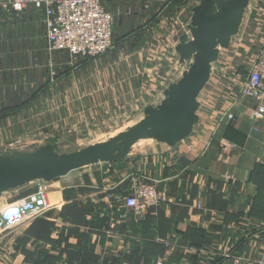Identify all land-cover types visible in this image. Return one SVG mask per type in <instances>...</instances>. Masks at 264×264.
Segmentation results:
<instances>
[{"label":"crops","instance_id":"1","mask_svg":"<svg viewBox=\"0 0 264 264\" xmlns=\"http://www.w3.org/2000/svg\"><path fill=\"white\" fill-rule=\"evenodd\" d=\"M148 1L107 0L112 12L127 13L134 26L127 37H139L133 47L141 49L144 63L152 56L147 48L162 8L155 5L159 17L157 22L151 21ZM260 4L264 5V0ZM29 22L32 27L26 26ZM262 22L243 27L240 42L249 45L254 33L264 31V19ZM236 43L234 39L228 50L231 56ZM100 57H81L78 61L84 67ZM171 62L176 70L181 68L182 63L176 59ZM71 63L67 51L50 50L42 10L31 6L24 13H8L0 7V147L16 138L29 139L30 134L44 132L41 128L58 118L54 115L60 116L55 121L59 132L80 111L100 116L103 110L122 107L120 119L113 113H103L111 119L107 130L137 117L135 124L144 116L145 107L153 103L151 96L160 101L163 98L165 88L156 75L145 85V93L137 89L130 92L127 80L115 82L113 71H108L103 82L96 77L100 71L87 66L80 69V83L87 85L91 72L95 84L81 89L80 95L88 104L76 109L68 104ZM12 65L14 72L10 71ZM141 78L139 75L135 81L137 87ZM17 80V85L38 89L37 94H25L17 102L8 100L9 89L15 92L13 84ZM44 90L59 93L58 104H54L58 113H53L49 104L47 112L40 110L38 93ZM126 91L128 102L125 96L116 97ZM217 96L209 86L203 91L199 123L192 135L176 146L144 138L120 162L84 167L47 182L51 209L10 231H0V264H232L225 256L227 251L246 259L264 253V231H255L252 226L264 224V121L256 125L251 122L246 101H225L219 103L218 110L210 109V101ZM225 108L231 109L236 118L219 123V109ZM83 124L76 134L52 135L44 144L58 143L63 152L82 149L83 140L77 137L83 132ZM130 172L143 175L167 196V202L151 209L143 219L127 212L118 196L110 197L105 192H125ZM35 186L32 183L6 193L0 200V211L33 193Z\"/></svg>","mask_w":264,"mask_h":264},{"label":"built area","instance_id":"2","mask_svg":"<svg viewBox=\"0 0 264 264\" xmlns=\"http://www.w3.org/2000/svg\"><path fill=\"white\" fill-rule=\"evenodd\" d=\"M157 2L162 5L161 12L158 13L160 16L158 30L151 38L147 49L151 48L153 52L150 60H154V63H150L151 66H156L152 73L160 78L163 88L166 89L171 83L177 81L188 67V65L180 64L181 68L176 70L172 67L171 61L176 59L180 62L176 52L180 36L186 33L191 37L189 25L192 12L187 18L183 12L185 5L183 4L175 6L173 11L170 9L168 15L165 16L164 12L169 10L172 0H151L150 4H146V7L149 9ZM198 2L199 0L193 3L192 8ZM31 6L44 13L45 37L50 50L67 51L72 61H77L81 57L102 56L113 49L115 45L113 37L116 18L123 11H119L117 14L112 12L107 7V0H0V7L8 13H24ZM263 9L264 5L260 4V0H251L241 29L246 23H255L257 26L263 24L264 11H261ZM247 15L249 16L247 17ZM258 29L259 27H257ZM235 45L236 51L232 56L228 53L229 49L222 50L218 61L213 64L212 76L207 87H211L219 96L215 97L214 101L209 100L208 107L218 110V105L221 102L236 104L240 100L246 101L249 104V118L256 125L260 121H264L263 29L254 33L249 45L246 46L240 41ZM155 60H159V62L155 63ZM162 69H165L164 72ZM151 97H153V103L150 105H158L161 102L154 101L157 98H154L155 95ZM201 105L200 100V107ZM218 115L219 123L236 118V114L229 108L219 109ZM38 133L36 132L29 139L17 138L13 142L2 145L0 153L4 151H33L50 141L53 135L47 133L42 136ZM127 180L128 187L125 192L115 194L112 189L105 192L110 197L118 196L122 205L128 210L127 212H131L135 218L143 219L151 209L167 202V196L160 192L155 184L148 182L143 175L130 172ZM35 183L36 190L33 193L6 205L0 211V226L4 229L23 225L51 209L47 182L40 180ZM11 210L14 211L10 214ZM127 216V214L123 215L124 218ZM252 226L255 231H264L263 223H253ZM166 244L169 245L170 241H167ZM225 256L230 259L232 264H264V253L251 259H246L230 251H227Z\"/></svg>","mask_w":264,"mask_h":264},{"label":"water","instance_id":"3","mask_svg":"<svg viewBox=\"0 0 264 264\" xmlns=\"http://www.w3.org/2000/svg\"><path fill=\"white\" fill-rule=\"evenodd\" d=\"M250 1L199 0L192 8L191 37L182 34L176 46L180 63L188 67L164 90L161 102L148 105L142 119L127 130L69 152L48 142L33 151L0 153V200L32 182H51L84 167L120 162L144 138L174 147L191 136L200 120L199 97L211 79L213 64L240 33Z\"/></svg>","mask_w":264,"mask_h":264},{"label":"rangeland","instance_id":"4","mask_svg":"<svg viewBox=\"0 0 264 264\" xmlns=\"http://www.w3.org/2000/svg\"><path fill=\"white\" fill-rule=\"evenodd\" d=\"M197 0H187L185 5H184V14L187 18H189V16L191 15V10H192V4L195 3ZM172 8L174 9V2L172 3ZM173 11V10H172ZM171 11V12H172ZM170 10L166 11L165 13H169ZM249 15H247L248 17ZM186 18V20H187ZM117 20V19H116ZM185 23V22H184ZM249 24V23H248ZM247 23L243 26L244 29L246 28V25H248ZM185 25V24H184ZM28 27H32V23L29 22L28 25H26ZM248 27V26H247ZM121 28H117L118 31H120ZM40 30V28H39ZM158 30V29H157ZM243 30V29H242ZM31 32L35 31L32 29ZM39 32V31H38ZM142 33L144 34H148L147 31L144 32L142 31ZM40 36V35H38ZM241 35H238L235 38V42H239ZM42 37V36H40ZM142 37V36H141ZM139 37L137 36H129L125 39H122L120 42H116V45H114L113 49H111L109 52H107L106 54L102 55V57H100L99 60H97V62H92L91 64L88 65H84V67L89 66V69H98L100 71L101 74H96L99 77V79L101 81L104 82V80L107 78L105 75H108L109 72L108 71H113L114 75H115V82H117V80L120 81H126L127 80V85L128 87H130L129 91H133L136 89L138 90V92L140 93H145L146 91V86H145V81L146 79V85L152 81V77H153V70L156 66H151L150 63H154V60H150L151 56L149 55L148 58L146 59L145 63L142 60H145V58L140 59V54L142 51H140L139 49H136V47H133V44L135 43V41L138 39ZM236 46V45H235ZM234 46V48H235ZM152 52L151 48L148 49ZM139 51V52H138ZM149 53V52H148ZM153 59V57H152ZM112 60V61H111ZM155 63H158L159 60H155ZM81 62L77 61H72L70 67L72 69V72H70V80L72 81V88L70 90V94H71V101L68 103L70 104L71 107H75L76 109H79L81 106H86L88 103L86 101L85 96L81 97L80 92L81 89L84 90V87H87L89 89L92 88L95 84L91 79H93V77H90L89 75V80L85 81V84L87 83V85L82 86V84L80 83V75L79 73H81L82 71L80 69L84 68L82 64H80ZM187 65V64H185ZM11 72L15 71V68L13 67V65L11 66ZM113 67V69L111 70V68ZM106 70V71H105ZM165 69H162V72H164ZM139 75H142L141 81H139V86H136V79L139 78ZM148 77V78H147ZM13 79H15L13 77ZM99 80V81H100ZM14 83L17 84V82L15 81ZM60 83V82H59ZM100 85H102V83H99ZM60 85V84H59ZM84 88V89H83ZM83 95V94H82ZM127 91L124 94L122 93H117L118 99H120L121 97H127ZM56 96H59V93H53V92H49V91H41L38 93V101H39V106L41 107V111L47 112L48 110V104H49V109L51 111H53V113H58V107H54V104H58L57 98ZM153 97H150V99ZM37 99V98H36ZM117 99V98H116ZM48 100V101H47ZM47 101V102H46ZM124 101L128 102V97L127 99H125ZM154 101H160L157 98L154 99ZM112 105L115 104V101L111 102ZM121 105H124L121 104ZM124 107V106H123ZM122 107L117 108L116 110L114 109H110V110H103L102 114L100 116L95 115V116H91L88 112H75L73 116V118H71L69 120V122L67 123V125H62L65 126V130H62L60 128V132H59V123L55 122L57 121L60 116L58 115H54L55 118L54 122L52 123H48L46 125H44L41 129H43L44 133H40L38 135H44V134H53V136H61L63 134H65L64 132H66V134H73L75 133L76 129H82V125L80 126L81 122H84V129L83 132L81 133V136H78L77 138L81 140H83L81 147H87L89 145H91L92 143H98V142H104L109 140L110 138L116 136L117 134H119L122 131L127 130L128 128H130L131 126L135 125L134 121L137 119V117H134V121L133 122H125L124 124H121L111 130H107L110 127V123H111V119L110 118H106L105 115H109L108 113H110L113 116H117L120 119V111L119 109ZM74 109V110H76ZM62 109L59 110V112L61 113ZM105 115H104V114ZM73 115V113H72ZM94 117V118H92ZM44 118V117H42ZM41 118V119H42ZM102 118V119H101ZM94 119V120H93ZM102 120H105V122L103 123ZM124 120V119H123ZM94 121V122H92ZM88 122V124L86 125V123ZM109 122V123H108ZM123 123V122H122ZM58 124V125H57ZM108 124V125H107ZM61 126V127H62ZM27 130V129H26ZM33 130V129H30ZM8 132V131H7ZM76 134V133H75ZM35 134H30V136H28V138L32 137ZM17 139V138H16ZM21 139H25V138H21ZM15 140V139H14ZM13 140V141H14ZM12 141V142H13ZM91 143V144H90ZM0 151H1V147H0ZM79 171H77L78 173ZM111 181V179H109ZM34 184H36L35 182H32ZM30 183V184H32ZM10 194V193H9ZM17 196H15L14 198H16ZM3 209V208H2ZM1 209V210H2ZM15 227H11V228H7L4 229L2 226H0V231L2 230L4 231H10L12 229H14ZM2 244V243H1ZM0 244V245H1ZM1 254V252H0Z\"/></svg>","mask_w":264,"mask_h":264},{"label":"trees","instance_id":"5","mask_svg":"<svg viewBox=\"0 0 264 264\" xmlns=\"http://www.w3.org/2000/svg\"><path fill=\"white\" fill-rule=\"evenodd\" d=\"M173 2H174V7L175 6H182L180 4H182L183 0H175V1L172 0L169 10L173 9L172 8ZM146 4H150V1H148ZM184 4H185V2H184ZM155 5H159V7H161L162 5L160 2H157V3H154L151 6V8H149V9H152L150 11L151 21L157 22V20H156L157 19V12H155V10H156ZM152 11H154V12L152 13ZM125 15H127V13H125L123 11V13L121 15H118L116 18L117 20H116V26H115V32H114L115 41L119 40L120 38L121 39L126 38L130 34L131 31H134L133 30L134 26L130 25V23H129L130 20L128 19V16H125ZM117 28H121L120 31H118ZM115 45H116V43H115ZM16 82L19 83L18 80ZM13 85H14L15 92L13 90L9 89V94H8V100L13 101V102H17V101L21 100V98H23L25 94H28V96L30 94L32 96L34 94H37V91H38V89L33 91L32 89H30V87L26 88L23 85H17L16 83H14ZM41 86H39V87H41Z\"/></svg>","mask_w":264,"mask_h":264},{"label":"bare ground","instance_id":"6","mask_svg":"<svg viewBox=\"0 0 264 264\" xmlns=\"http://www.w3.org/2000/svg\"><path fill=\"white\" fill-rule=\"evenodd\" d=\"M14 210H11L10 214L13 213Z\"/></svg>","mask_w":264,"mask_h":264}]
</instances>
